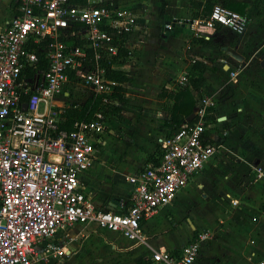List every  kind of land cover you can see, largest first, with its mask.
I'll list each match as a JSON object with an SVG mask.
<instances>
[{
  "label": "built area",
  "instance_id": "built-area-1",
  "mask_svg": "<svg viewBox=\"0 0 264 264\" xmlns=\"http://www.w3.org/2000/svg\"><path fill=\"white\" fill-rule=\"evenodd\" d=\"M16 2L17 14L0 30V264H33L41 242L62 257L64 250L54 240L75 225L141 241L143 222L172 205L215 158L220 144L206 116L216 101L197 98L192 120L160 140L155 162L127 179L126 199L114 210L97 206L84 193L82 179L115 114L101 108L90 120L64 130L59 124L65 107L55 100L71 94L72 81L82 80L89 99L100 96L101 105H108L118 84L106 78L101 62L117 55L136 19L131 9L101 0ZM189 25L196 37L209 38L217 26L241 34L246 17L216 4L208 16ZM188 78V72L180 71L177 87H185ZM210 240L207 230L198 229L177 256L156 251L151 261L197 264Z\"/></svg>",
  "mask_w": 264,
  "mask_h": 264
},
{
  "label": "crops",
  "instance_id": "crops-1",
  "mask_svg": "<svg viewBox=\"0 0 264 264\" xmlns=\"http://www.w3.org/2000/svg\"><path fill=\"white\" fill-rule=\"evenodd\" d=\"M101 1L131 9L136 25L122 39L117 55L110 58H117L115 68L128 78L123 85L127 101L109 120L103 145L93 153L92 166L82 179L84 193L95 205L113 210L114 204L126 199L127 179L159 153V141L171 134L170 102L159 98V93L163 87H176L177 74L189 72V66L198 61L207 67L205 81L191 92L196 99L211 97L216 101L211 134L220 147L189 183L196 182L201 189L206 183L216 187L215 180L222 181L220 195L227 206L211 222L198 216L190 218L188 225L184 220L191 211L186 216L177 210L178 218H174L161 208L143 222L139 242L97 231L106 244L96 240L91 247V231L98 229L75 225L54 240V245L64 250L62 257L45 250L41 242L35 247L33 264H75L78 258H88L86 264H137L140 259L151 260L156 251L177 256L198 229L207 230L211 240L202 247L197 264L264 262V0H233L245 5V30L235 34L218 29L208 39L196 37L189 25L192 19L204 16L206 0ZM16 3L0 0V30L17 14ZM82 89H75L72 100L71 87V94L57 97L55 104H84L90 94ZM245 147L247 153L242 152ZM104 148H109L107 153ZM229 164L236 168L225 172ZM186 192H180L171 207L178 205ZM192 204L198 207L195 201ZM164 211L169 224L155 219Z\"/></svg>",
  "mask_w": 264,
  "mask_h": 264
},
{
  "label": "trees",
  "instance_id": "trees-1",
  "mask_svg": "<svg viewBox=\"0 0 264 264\" xmlns=\"http://www.w3.org/2000/svg\"><path fill=\"white\" fill-rule=\"evenodd\" d=\"M76 3L84 4L86 0H72ZM220 4L223 7L235 11L241 15L245 14V5L237 3L233 0H206L204 4V16H208L213 5ZM110 5L109 3L107 6ZM218 26L216 30H218ZM208 39V38H207ZM203 43H206L203 41ZM122 50H120L121 52ZM117 58L114 57L105 62H101L102 67L105 71V76L107 79L112 80L118 84L108 97L110 101L108 105H101L102 98L100 96H93L88 101L82 105H75V103L69 104L63 109L61 114L62 121L59 124V127L64 130H71L73 123L80 120H90L93 117V114L99 110L104 109V112H111L116 114L119 111L121 104H125L127 98L125 97V91L123 85L128 81L127 76L122 70L116 69L114 64L116 63ZM207 67L201 62H194L189 66L188 74L189 78L187 84L183 88L172 87L167 89L162 88L159 93V98H166L169 100L170 104L168 105L169 111V125L171 127V132L174 133L178 130L179 126L187 122V118L192 114V111L196 104V98L192 94V89L200 88L205 79L204 72ZM214 108H209L207 111L206 120L208 124H213ZM148 161H154L153 158H149ZM137 264H153L149 259H140L137 261Z\"/></svg>",
  "mask_w": 264,
  "mask_h": 264
},
{
  "label": "rangeland",
  "instance_id": "rangeland-1",
  "mask_svg": "<svg viewBox=\"0 0 264 264\" xmlns=\"http://www.w3.org/2000/svg\"><path fill=\"white\" fill-rule=\"evenodd\" d=\"M75 83L77 84V87H75ZM71 84V83H69ZM73 86L72 91H73V99L75 100V89H77V91H81L82 86H84L82 80H77V81H72ZM80 87V88H78ZM84 94H90V90L89 89H84ZM105 149V148H104ZM109 148L105 149V153H107ZM248 148L245 147V150L242 151L243 153H247ZM239 154H241V148L238 151ZM245 157L248 156V154L244 155ZM231 162V161H230ZM235 165H237L235 163ZM232 166L229 164L226 165V170L225 172H229L228 170H231V168L235 169L236 166ZM233 171V170H232ZM213 181V180H211ZM222 181H220V183L215 180L214 184H216V187H212L213 184L211 185L210 183H206L202 186V188H197V183L193 182V183H189L185 189L187 190L186 194H184V196L181 197L179 204L175 205L174 207H171L172 205L167 206L166 208H162V210L165 211H169L173 214L174 218H178L176 215V211L180 210L183 211L185 214L182 215H186L187 216V212L191 211L190 213H188V218H185L184 223L188 225V220L191 218L193 220V217H200L202 219H205V222L208 221H212L213 217L218 216V214L220 213V211L225 208L227 206V200L225 198H223L220 193L222 192L221 190V186L222 185ZM191 184V186H190ZM187 193H192L194 198H191ZM195 201L196 204H198L197 206H193V202ZM200 208V209H199ZM161 210V211H162ZM163 212L160 216L156 217L155 219H163L165 220L168 224H169V217L168 215H165L166 212ZM206 225H210V223H206ZM100 230H94L91 231L93 234V237L90 239V242H88L89 246H94L95 245V241L99 240L102 243L106 244V241H104V239L101 237V235L97 232ZM83 239V238H82ZM80 239V240H82ZM99 249H101V246ZM87 249V248H86ZM75 259V264H86L88 261V258L86 259Z\"/></svg>",
  "mask_w": 264,
  "mask_h": 264
},
{
  "label": "water",
  "instance_id": "water-1",
  "mask_svg": "<svg viewBox=\"0 0 264 264\" xmlns=\"http://www.w3.org/2000/svg\"><path fill=\"white\" fill-rule=\"evenodd\" d=\"M192 118H193V115H190L187 119L190 121L192 120Z\"/></svg>",
  "mask_w": 264,
  "mask_h": 264
}]
</instances>
